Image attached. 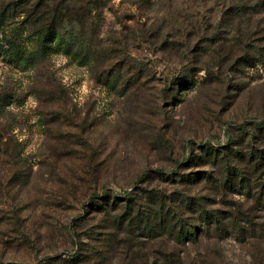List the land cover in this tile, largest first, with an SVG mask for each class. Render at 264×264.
<instances>
[{
  "label": "rangeland",
  "instance_id": "rangeland-1",
  "mask_svg": "<svg viewBox=\"0 0 264 264\" xmlns=\"http://www.w3.org/2000/svg\"><path fill=\"white\" fill-rule=\"evenodd\" d=\"M260 127L264 0H0V264H264Z\"/></svg>",
  "mask_w": 264,
  "mask_h": 264
},
{
  "label": "trees",
  "instance_id": "trees-1",
  "mask_svg": "<svg viewBox=\"0 0 264 264\" xmlns=\"http://www.w3.org/2000/svg\"><path fill=\"white\" fill-rule=\"evenodd\" d=\"M101 10L100 8H97V10ZM76 22V20H75ZM77 22L79 23V21L77 20ZM58 35V34H55ZM46 41V39L44 40ZM14 56V55H13ZM15 56H19L18 54H15ZM194 83H192L193 85ZM189 85V83H188ZM191 85V86H192ZM264 128H259V130L263 131ZM206 148V147H205ZM205 153L207 155V159H210L211 161L215 162L218 161V164H222L224 163V160L221 158V152H218V150L212 148V147H208L205 149ZM233 155H236L238 157H241V154L239 151L237 152H233ZM239 154V155H238ZM258 155V156H257ZM248 161L254 163V170H260L264 167V156H260L259 154H256L255 152H251L250 153V157L248 159ZM233 170L235 172L234 168H230L228 166V164H226V168H225V172L227 174V178L224 181V185L228 188H233L234 191H236L235 189V185L233 184V182L231 181L232 178L230 177L231 174L233 173ZM236 176H238V181L240 180V182L238 184L241 185V189L242 191H244L245 195H250L251 194V185L250 182H247V179L244 178V176L241 174H239L236 171ZM192 177V176H190ZM211 176L208 177V179H210ZM199 178L198 177H192V180H185L184 181H189V182H193V181H197ZM237 182V181H236ZM237 186V185H236ZM105 200L107 199L106 197L104 198ZM129 203L133 201V199L131 197L126 199ZM195 199H192L190 197H186L182 196L178 199V203L176 199H171L170 200V204L168 206H165V211L167 212H158V216L156 217V220L159 221V224L166 230L169 231H173L175 232L179 227H180V235H178L179 239L183 241L185 240H190L192 238H195L196 232L195 233H191L190 231L187 230L186 226L190 225V224H185L183 223V218L185 214H193L195 215V220L200 221L203 226L208 230L213 226H216L217 228H219V226H221L223 224V220L221 219L220 216L215 215L214 213H209L206 211L205 205L202 202H199L200 200H198V203H195L194 201ZM116 204V200L114 201ZM184 207L187 209V211L189 212H185ZM196 208V209H195ZM140 212L138 214L139 216V220L137 221L138 225H141L140 227L147 225L148 227L153 225V219L148 218L147 216L148 214H143ZM144 224V225H143ZM195 230H198L197 227ZM203 233V232H202ZM188 238V239H187Z\"/></svg>",
  "mask_w": 264,
  "mask_h": 264
}]
</instances>
